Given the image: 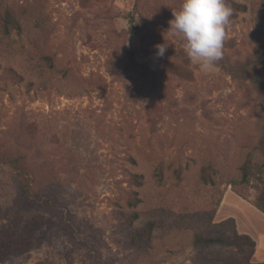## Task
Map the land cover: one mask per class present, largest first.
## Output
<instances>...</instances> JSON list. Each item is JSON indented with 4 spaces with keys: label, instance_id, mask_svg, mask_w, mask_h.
I'll use <instances>...</instances> for the list:
<instances>
[{
    "label": "rangeland",
    "instance_id": "374dc122",
    "mask_svg": "<svg viewBox=\"0 0 264 264\" xmlns=\"http://www.w3.org/2000/svg\"><path fill=\"white\" fill-rule=\"evenodd\" d=\"M182 2L0 0V155L35 194L0 164V264H264L196 245L252 216L245 165L264 190V0H227L209 69L169 30Z\"/></svg>",
    "mask_w": 264,
    "mask_h": 264
},
{
    "label": "clouds",
    "instance_id": "9594fccd",
    "mask_svg": "<svg viewBox=\"0 0 264 264\" xmlns=\"http://www.w3.org/2000/svg\"><path fill=\"white\" fill-rule=\"evenodd\" d=\"M233 14L227 0H183L179 11H173L169 21L173 34L186 42L189 58L209 69L223 58L226 28ZM157 56H165L166 44H158Z\"/></svg>",
    "mask_w": 264,
    "mask_h": 264
},
{
    "label": "trees",
    "instance_id": "16d2710c",
    "mask_svg": "<svg viewBox=\"0 0 264 264\" xmlns=\"http://www.w3.org/2000/svg\"><path fill=\"white\" fill-rule=\"evenodd\" d=\"M0 164L8 165L12 168V170L17 173L20 177V190H21V197L25 199H34L35 194L31 188V184L28 179V174L26 173V167L23 166L22 160L20 157H7L0 155ZM250 166L245 165L243 170V176L240 181L238 180H230L228 185L232 186L233 191L238 194L240 197L244 198V193L240 189H243L242 185L247 187L250 183ZM205 181H209V179L205 178ZM211 181V180H210ZM215 185V182L212 181ZM221 201L218 202L217 206L219 207ZM134 207L136 204H130ZM253 205L258 208L261 212L264 213V190L258 196L256 201ZM227 222L231 223V231L228 229L225 235H221L218 237H210V238H203L199 236L196 239L197 246H223L227 248H233L237 252L244 254L250 251V256H253L256 252V243L253 239L247 235H241L237 230V225L234 219H229ZM225 222V223H227ZM224 223V224H225Z\"/></svg>",
    "mask_w": 264,
    "mask_h": 264
},
{
    "label": "crops",
    "instance_id": "0c3cea01",
    "mask_svg": "<svg viewBox=\"0 0 264 264\" xmlns=\"http://www.w3.org/2000/svg\"><path fill=\"white\" fill-rule=\"evenodd\" d=\"M230 196H231V193L229 195H226L224 198V200H225L227 197L225 204H224V200L221 203L222 204L221 207H223V209H225V210L231 208L228 205V201H229ZM238 196H236V197L240 201H242V203L248 205L252 216L245 214V217H243L242 219L240 218V222L238 221L237 215H236V217H232L231 214L228 213L229 214L228 218L232 217V219L235 220L236 225H237V230L241 235H247L253 239V241L256 243V253L255 254H257L258 251H260V250L264 251V228H263V234H261L260 233V230H261L260 226L255 224L254 217L257 218L259 221H261V223L264 226V213L261 212L258 208H256L253 205V203H250V202L244 200V198H242L240 196L238 197Z\"/></svg>",
    "mask_w": 264,
    "mask_h": 264
}]
</instances>
